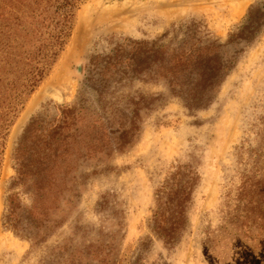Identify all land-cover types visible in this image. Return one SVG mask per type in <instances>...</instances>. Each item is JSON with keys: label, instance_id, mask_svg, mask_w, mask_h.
<instances>
[{"label": "rangeland", "instance_id": "1", "mask_svg": "<svg viewBox=\"0 0 264 264\" xmlns=\"http://www.w3.org/2000/svg\"><path fill=\"white\" fill-rule=\"evenodd\" d=\"M263 2L79 0L57 63L0 134V264H264V226L247 229L238 203L242 175L255 177L254 165L264 154V29L206 109L189 111L151 83L110 90L106 101L119 105L139 94L159 99L142 111L134 143L110 156L83 151L65 164L43 197L22 200L33 231L44 241L18 237L3 221L20 137L32 118L49 124L59 106L76 102L90 57L107 52L110 41H152L191 20L205 23L226 42L250 9ZM90 126L83 129L87 135L95 133ZM119 127L116 120L104 131L99 127L97 138L104 132L113 146L110 134ZM179 166L195 169L200 181L188 229L178 244L168 246L150 223L157 190Z\"/></svg>", "mask_w": 264, "mask_h": 264}, {"label": "trees", "instance_id": "2", "mask_svg": "<svg viewBox=\"0 0 264 264\" xmlns=\"http://www.w3.org/2000/svg\"><path fill=\"white\" fill-rule=\"evenodd\" d=\"M78 1L0 0V134L10 116L18 112L17 108L57 63L71 36ZM263 29L264 2L250 9L246 20L226 42L197 20L175 24L152 41H110L107 52L89 58L76 102L59 106L57 116L49 124L36 116L25 128L14 152L16 177L8 189L4 226L34 244L44 241L39 232L33 231L31 216L27 218L22 200L39 193L43 197L55 186L65 164L83 151L106 152L110 156L124 152L134 143L142 111L159 99L139 94L119 105L106 101L110 90L135 82L151 83L162 86L189 111L206 109ZM115 120L120 127L110 134L115 136L112 146L111 138L102 132V139H98L96 130L100 127L104 131ZM86 125H91L95 133H84ZM86 137L96 143L88 142ZM254 170L255 177L242 175L239 187V218L247 229L264 226L263 153ZM199 181L195 169L179 166L156 192L150 226L168 246L178 244L188 229V211Z\"/></svg>", "mask_w": 264, "mask_h": 264}]
</instances>
